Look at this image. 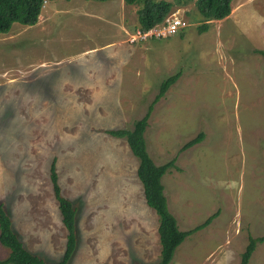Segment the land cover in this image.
<instances>
[{
	"label": "rangeland",
	"instance_id": "rangeland-1",
	"mask_svg": "<svg viewBox=\"0 0 264 264\" xmlns=\"http://www.w3.org/2000/svg\"><path fill=\"white\" fill-rule=\"evenodd\" d=\"M122 1H48L39 27L0 34V203L25 246L58 262L67 231L50 178L56 159L78 210L69 264H156L159 220L139 161L106 131L132 129L181 73L154 107L148 152L156 165L175 159L162 182L180 230L217 214L170 264H241L250 238L264 237V0L234 1L232 18L203 33L195 0H166L187 27L132 48L118 27L137 26L140 6ZM9 253L0 244V260ZM249 264H264V240Z\"/></svg>",
	"mask_w": 264,
	"mask_h": 264
},
{
	"label": "trees",
	"instance_id": "trees-1",
	"mask_svg": "<svg viewBox=\"0 0 264 264\" xmlns=\"http://www.w3.org/2000/svg\"><path fill=\"white\" fill-rule=\"evenodd\" d=\"M47 1L54 0H0V34H9L13 25L18 23L23 26H35L40 20L42 10ZM70 1V0H67ZM109 1V0H94ZM193 0H178L177 5H184ZM234 0H195V6L204 19L201 32L208 30L211 21L227 19L233 10ZM128 5H139L137 28L147 31L165 22L173 13L174 2L166 0H125ZM256 53L264 56V51L257 50ZM181 73H177L164 80L160 86V91L148 107L143 118L133 124L132 129L107 130L106 134L113 138L125 139L132 152L138 159L137 177L143 189L146 204L153 209L159 220L158 233L161 244V252L156 264H170L178 247L185 239L207 227L213 218L209 217L203 224L188 231L179 228L178 221L170 211L167 198L164 193L163 177L167 172L176 167L175 159L164 164L156 165L150 156L145 138L149 120L155 105L164 97L169 88L174 85ZM204 139V133H200L196 138L186 143L183 150L191 148ZM50 178L53 187L54 197L58 203V210L62 223L67 231L65 250L61 259L56 263H49L40 255L30 251L15 231L13 220L4 203H0V244L9 249L7 258L0 260V264H69L78 247L79 239L77 232V207L64 196L59 183L57 161L54 159L50 166ZM264 237H251L245 252L241 256V264H249L250 259L257 248L258 243Z\"/></svg>",
	"mask_w": 264,
	"mask_h": 264
},
{
	"label": "built area",
	"instance_id": "built-area-1",
	"mask_svg": "<svg viewBox=\"0 0 264 264\" xmlns=\"http://www.w3.org/2000/svg\"><path fill=\"white\" fill-rule=\"evenodd\" d=\"M187 23L177 14L170 15L165 22L155 26L147 31L137 30L132 34L130 43L144 42L150 39H166L176 35L179 31L185 29Z\"/></svg>",
	"mask_w": 264,
	"mask_h": 264
},
{
	"label": "crops",
	"instance_id": "crops-1",
	"mask_svg": "<svg viewBox=\"0 0 264 264\" xmlns=\"http://www.w3.org/2000/svg\"><path fill=\"white\" fill-rule=\"evenodd\" d=\"M234 1H236V0H234ZM240 1V0H239ZM48 2V1H47ZM47 2L45 3V5L47 4ZM126 3H125V0H123L122 1V4L120 5V7H118V8H122V6L123 5H125ZM241 5H244V2H243V0L242 1H240V4H239V2H238V6L239 7H241ZM130 6V5H129ZM44 8H45V6H44ZM43 8V9H44ZM120 13V12H119ZM121 15V14H120ZM229 18H232V14L227 18V20L229 19ZM45 19V17H42V16H40V21L38 22V24H36L35 26H37V27H39L42 23V21ZM30 27V26H29ZM128 28V24H123V23H121L120 24V26L118 27V30H121L122 31V33H123V35L124 34H126V36L128 37V36H130V34H133V33H135L137 30H139L138 28H137V26L135 25V26H132L131 28H129V30H126ZM127 39V41H125ZM129 39L130 38H125L124 39V43L125 44H127L129 47H134V46H139V45H141L143 42H136V43H130V41H129ZM145 42V41H144ZM114 44H117V43H114ZM123 51H122V49H117V51H116V53H122ZM259 54V53H258Z\"/></svg>",
	"mask_w": 264,
	"mask_h": 264
}]
</instances>
